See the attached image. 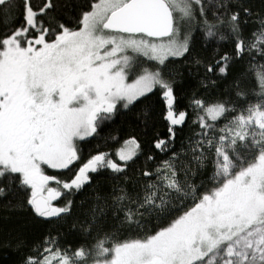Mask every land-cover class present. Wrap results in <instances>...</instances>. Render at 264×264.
Listing matches in <instances>:
<instances>
[{
  "label": "snow or ice",
  "instance_id": "6c2138e0",
  "mask_svg": "<svg viewBox=\"0 0 264 264\" xmlns=\"http://www.w3.org/2000/svg\"><path fill=\"white\" fill-rule=\"evenodd\" d=\"M0 253L264 264V0H0Z\"/></svg>",
  "mask_w": 264,
  "mask_h": 264
},
{
  "label": "trees",
  "instance_id": "16d2710c",
  "mask_svg": "<svg viewBox=\"0 0 264 264\" xmlns=\"http://www.w3.org/2000/svg\"><path fill=\"white\" fill-rule=\"evenodd\" d=\"M258 3V0H257ZM247 67V65H245ZM155 107L157 110L159 109V104H155ZM157 130L161 133L165 131L164 123L162 120H160L157 124ZM107 131H110L113 137L118 138H126L128 133L131 131V129L124 124L122 121L118 120L116 124L112 125L110 129ZM122 143V139H121ZM120 145L115 144L112 140L107 139H101V140H94L92 143L88 146L87 150L92 151L95 148H98L99 150L105 151V152H113L115 148L119 147ZM12 257H4L3 253H0V264H11Z\"/></svg>",
  "mask_w": 264,
  "mask_h": 264
}]
</instances>
